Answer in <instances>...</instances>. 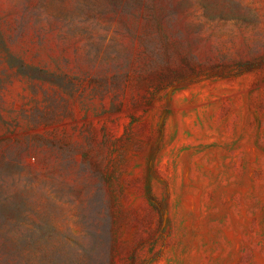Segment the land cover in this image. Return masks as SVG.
<instances>
[{"label":"rangeland","instance_id":"rangeland-1","mask_svg":"<svg viewBox=\"0 0 264 264\" xmlns=\"http://www.w3.org/2000/svg\"><path fill=\"white\" fill-rule=\"evenodd\" d=\"M0 264H264V0H0Z\"/></svg>","mask_w":264,"mask_h":264}]
</instances>
